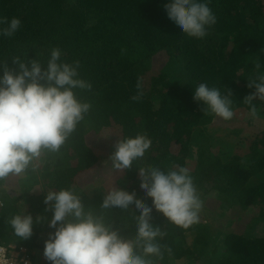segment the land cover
Returning <instances> with one entry per match:
<instances>
[{
  "label": "trees",
  "instance_id": "obj_1",
  "mask_svg": "<svg viewBox=\"0 0 264 264\" xmlns=\"http://www.w3.org/2000/svg\"><path fill=\"white\" fill-rule=\"evenodd\" d=\"M168 2L0 0V19L22 22L14 36L0 37V76L3 65L18 71L15 58L30 67L34 59L46 63L51 50L60 48L62 60L78 61L80 78L91 84L90 89L77 90L91 108L61 150L45 154L35 170L21 175L19 196L0 187V247H24L32 264H49L44 243L55 230L43 223V217L52 215L46 212L43 191L70 187L81 196L86 212L102 216L134 240L135 209L102 208L106 194L123 189L151 206V199L140 191L139 171L183 166L206 206L236 209L235 218L246 220V226L243 232L226 229L220 246L223 233L214 231L215 220L203 211L198 224L183 229L153 208L152 222L163 233L162 258H153L154 264L183 259L189 264H264V233L256 234L264 224V102L253 101L257 109L253 116L245 101L255 91L249 81L264 72V0H210L217 22L204 39L190 38L175 28L165 9ZM201 83L231 93L233 119L225 121L194 100V89ZM243 113L250 114L247 133L239 124ZM214 121L228 122L227 129L238 135L226 140L210 132ZM137 135L146 136L151 149L134 161L132 169L115 171L110 161L115 145ZM106 137L108 147L103 148ZM99 165L107 167L104 173H95ZM93 181L101 188L90 194L86 187ZM26 211L42 221L24 240L8 221Z\"/></svg>",
  "mask_w": 264,
  "mask_h": 264
},
{
  "label": "clouds",
  "instance_id": "obj_2",
  "mask_svg": "<svg viewBox=\"0 0 264 264\" xmlns=\"http://www.w3.org/2000/svg\"><path fill=\"white\" fill-rule=\"evenodd\" d=\"M209 3L169 0L165 9L179 32L204 39L217 22ZM21 24L19 18L0 19V25H6L0 29V37L14 36ZM12 61L18 71L3 65L4 74L0 76V187L11 176H21L29 168L35 170L45 154L58 153L91 108L77 94V90L90 89L91 84L80 78L78 61L62 60L60 48L51 50L46 63L34 59L29 67L19 58ZM141 87L138 83L137 88ZM248 87L255 91L245 101L255 116L253 101L264 102V72L249 81ZM231 97L230 92L225 94L205 83L194 89V100L225 121L235 115ZM150 149L151 141L144 135L124 137L110 157L112 167L115 171L132 169L134 161L143 159ZM139 175L140 191L151 199V206L140 202L135 193L119 188L109 191L101 204L104 209H135L138 218L134 240L125 238L102 216L86 212L74 187L43 191L46 212L52 213L50 218L43 217V223L55 230L44 243L43 255L49 264H154L153 258H162L159 238L163 233L152 222L153 208L183 229L200 222L203 202L187 167H152L141 169ZM41 221L42 217L34 220L26 211L8 223L17 237L27 240L33 235L34 224ZM0 264L5 262L0 260Z\"/></svg>",
  "mask_w": 264,
  "mask_h": 264
},
{
  "label": "rangeland",
  "instance_id": "obj_3",
  "mask_svg": "<svg viewBox=\"0 0 264 264\" xmlns=\"http://www.w3.org/2000/svg\"><path fill=\"white\" fill-rule=\"evenodd\" d=\"M242 120L239 122V124L243 125V128H247V130L241 131L239 133H247L250 132L251 130H249L250 128L249 126V120H250V114H242ZM252 116V115H251ZM255 120V125L257 127H260L262 125V123L259 121V119L254 118ZM228 122L223 123V122H218V121H214V123L212 125H210V132L216 134V135H223L226 140L228 139H234L238 134L236 132H234L231 129H227V125ZM251 127V126H250ZM241 128V127H240ZM109 134V133H108ZM107 134V136H108ZM106 140H108V137L105 138V140L102 141L101 144H103V148H107L108 147V143L106 142ZM107 167H105V165L101 166L99 165L97 167L96 172L99 173H104V169H106ZM93 172V171H92ZM94 178V177H93ZM101 183H95L94 181L92 183H90L87 187H86V191L90 192V194H93L96 190L101 188ZM92 186V188L90 187ZM3 189L8 190V191H12L13 195L15 196H19L20 195V188L23 187V181H21V176L19 177V179L17 178V176L12 177V179H10L7 184H4ZM100 187V188H99ZM90 188V189H89ZM94 189V190H92ZM213 198V197H212ZM209 201H206L205 203H207ZM23 205V202L20 203V206ZM220 210L218 211V209L216 208V206L212 207V206H206V204L203 203V208L201 210V212L203 211L204 214L209 215V217H212L215 220V224H214V231H221V233H223L222 235H220L219 239H218V244L221 246L224 244V235L226 234V229H228L229 231H232L233 229H238V231L243 232L244 227L246 226L245 222L246 220H238L237 218H235L236 216H238L239 212L236 209L233 208H229V210ZM222 212H224V214L222 215ZM229 220L232 221V224L229 225ZM233 225V226H232ZM257 229V228H256ZM264 233V224H260L259 225V230H256V234L260 235ZM38 260L39 263L43 262V257L41 256V254H38ZM173 264H189L188 260H182L180 262H174Z\"/></svg>",
  "mask_w": 264,
  "mask_h": 264
},
{
  "label": "built area",
  "instance_id": "obj_4",
  "mask_svg": "<svg viewBox=\"0 0 264 264\" xmlns=\"http://www.w3.org/2000/svg\"><path fill=\"white\" fill-rule=\"evenodd\" d=\"M0 260L5 264H32L27 249L14 246L0 247Z\"/></svg>",
  "mask_w": 264,
  "mask_h": 264
}]
</instances>
